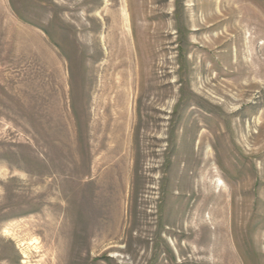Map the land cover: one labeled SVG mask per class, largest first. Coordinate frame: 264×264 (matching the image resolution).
Segmentation results:
<instances>
[{"label": "rangeland", "instance_id": "obj_1", "mask_svg": "<svg viewBox=\"0 0 264 264\" xmlns=\"http://www.w3.org/2000/svg\"><path fill=\"white\" fill-rule=\"evenodd\" d=\"M0 264H264V0H0Z\"/></svg>", "mask_w": 264, "mask_h": 264}, {"label": "bare ground", "instance_id": "obj_2", "mask_svg": "<svg viewBox=\"0 0 264 264\" xmlns=\"http://www.w3.org/2000/svg\"><path fill=\"white\" fill-rule=\"evenodd\" d=\"M207 156V155H206ZM206 158V157H205Z\"/></svg>", "mask_w": 264, "mask_h": 264}]
</instances>
